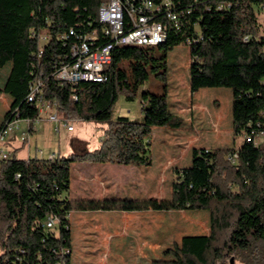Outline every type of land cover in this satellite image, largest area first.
<instances>
[{"label":"trees","instance_id":"1","mask_svg":"<svg viewBox=\"0 0 264 264\" xmlns=\"http://www.w3.org/2000/svg\"><path fill=\"white\" fill-rule=\"evenodd\" d=\"M103 1L0 0V68L8 58L25 62L27 85L40 79L45 100L69 118L104 127V138L92 151L53 159H19L13 153L0 161V264H71L72 211L200 210L209 213L208 234L183 236L163 252L171 259L150 264H264V144L246 141L264 135V24L258 20L264 0H171L178 28H168L164 42L114 46L105 82H58L54 73L70 61L74 36L100 30L97 9ZM39 36L47 40L40 42ZM179 44L189 50L191 94L203 88L231 90L232 133L242 136V143L194 148L190 164L176 170L166 199L64 197L74 163L150 166L152 129L181 127L182 118L170 110L166 84L162 94L141 92V120L113 118L118 95L133 100L149 71L166 82L167 53ZM16 114L28 120L31 131L38 106L25 97L8 121ZM234 152L237 160L231 164L226 156ZM49 218L58 222L55 229L46 227Z\"/></svg>","mask_w":264,"mask_h":264},{"label":"rangeland","instance_id":"2","mask_svg":"<svg viewBox=\"0 0 264 264\" xmlns=\"http://www.w3.org/2000/svg\"><path fill=\"white\" fill-rule=\"evenodd\" d=\"M258 20L264 24V12ZM160 54L156 49L155 56ZM190 61L188 47L176 45L167 53L166 82L149 71L147 81L133 100H126L123 94L116 99L113 118L122 116L139 121L142 118L141 92L162 94L164 84L167 85L170 110L181 117L183 123L178 129H152L149 136L151 165L104 166L89 161L76 162L72 165L69 189L64 197L92 198L95 193L110 192L107 197L115 199H166L171 193V183L177 179L176 170L190 164L194 147L232 148L242 143L243 137L232 133L231 90L203 88L191 94ZM27 87L26 63L8 58L5 67L0 68V128L26 97ZM58 111L50 112L58 119L68 120L74 127L72 133H68L62 123L45 120V112L33 123V131H29L24 120H19L4 138L3 151L23 159L28 154L43 158L52 154L67 157L92 151L103 140V126L72 119ZM23 137L26 139L22 140ZM69 223L71 264H150L155 259H171L163 252L179 243L183 236L200 235L209 230V213L204 210L123 214L72 211ZM113 233L123 238L114 239Z\"/></svg>","mask_w":264,"mask_h":264},{"label":"built area","instance_id":"3","mask_svg":"<svg viewBox=\"0 0 264 264\" xmlns=\"http://www.w3.org/2000/svg\"><path fill=\"white\" fill-rule=\"evenodd\" d=\"M100 30L93 29L84 36H74L75 40L70 45V61L62 64L54 73V78L60 83L77 85L82 82H105L107 80L106 70L111 63V51L114 46H127L130 37L160 38L166 36L168 28H178V14L174 10L171 0H104L97 9ZM73 36V30H69ZM61 39L67 36H61ZM109 38L107 44L100 43L102 39ZM40 42L47 40V36H39ZM141 47H145L142 45ZM41 54V51H39ZM76 100V97L73 96ZM26 100L38 106L39 115L47 112V121L62 123L68 132L74 127L66 119H58L54 112L58 111L55 103L45 100L42 96V82L33 78L28 84ZM59 112V111H58ZM40 119V117L38 118ZM37 119V120H38ZM18 114L8 121L0 130V161L8 160L10 154L3 151L4 138L18 125ZM36 120V121H37ZM28 124V120H24ZM33 130V128H32ZM58 132V128L55 127ZM264 135L254 137L249 135L247 142L255 144L263 142ZM26 139L23 137L22 140ZM41 154V151H38ZM55 157L52 154L48 159ZM226 160L235 164L237 153H229ZM57 221L49 218L46 222L48 229H55ZM71 252L67 251V254Z\"/></svg>","mask_w":264,"mask_h":264},{"label":"bare ground","instance_id":"4","mask_svg":"<svg viewBox=\"0 0 264 264\" xmlns=\"http://www.w3.org/2000/svg\"><path fill=\"white\" fill-rule=\"evenodd\" d=\"M166 36H162V40L160 38H148L147 37H130V40H127V46H156L164 42Z\"/></svg>","mask_w":264,"mask_h":264},{"label":"crops","instance_id":"5","mask_svg":"<svg viewBox=\"0 0 264 264\" xmlns=\"http://www.w3.org/2000/svg\"><path fill=\"white\" fill-rule=\"evenodd\" d=\"M4 68V67H3ZM196 93V92H195ZM169 106H170V104H169ZM1 128H2V126H1ZM0 128V129H1ZM31 131H33V130H31ZM68 132V131H67ZM73 132V131H72ZM72 132H68V133H72ZM232 147H236V146H232ZM195 148V147H194ZM198 148H206V147H198ZM211 148V147H210ZM5 150V149H4ZM5 152H7V151H5ZM8 154H10L9 152H7ZM11 155V154H10ZM16 155V154H15ZM55 155V154H54ZM28 157H31L30 156V154H28L27 155V158ZM17 158H19V157H17ZM19 159H23V158H19ZM25 159V158H24ZM102 165H111V164H102ZM104 168H106V167H104ZM108 169V168H107ZM108 194H110V192H105V193H103V194H99V193H95L94 194V197H92V198H94V199H98V200H101V199H103V198H108L107 196H108ZM119 199V198H118ZM117 213H128V212H118V211H116ZM208 232H209V230H207L206 232H204V233H202V234H200V235H207L208 234ZM113 237H114V239L115 238H121L122 237V235L120 236L119 234H114L113 233ZM123 238V237H122Z\"/></svg>","mask_w":264,"mask_h":264}]
</instances>
